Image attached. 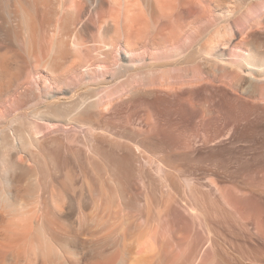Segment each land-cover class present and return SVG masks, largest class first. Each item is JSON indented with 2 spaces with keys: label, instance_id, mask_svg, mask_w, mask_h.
Returning <instances> with one entry per match:
<instances>
[{
  "label": "bare ground",
  "instance_id": "obj_1",
  "mask_svg": "<svg viewBox=\"0 0 264 264\" xmlns=\"http://www.w3.org/2000/svg\"><path fill=\"white\" fill-rule=\"evenodd\" d=\"M220 76L264 98V0H0V264H225L156 97Z\"/></svg>",
  "mask_w": 264,
  "mask_h": 264
},
{
  "label": "rangeland",
  "instance_id": "obj_2",
  "mask_svg": "<svg viewBox=\"0 0 264 264\" xmlns=\"http://www.w3.org/2000/svg\"><path fill=\"white\" fill-rule=\"evenodd\" d=\"M190 79V83L184 82L188 86H182V90L176 92L183 98V103L180 101L183 105L179 101L176 103V96L167 92L160 91L156 95L164 100L158 107L161 114L157 118L164 130L163 138L169 140L174 136L190 144L187 143L191 152L203 162L200 161L201 167L196 168L198 184L202 175L210 173L207 175L213 184L212 204L214 208L221 207L226 211L227 223L223 228L218 225L217 215H213V226L225 236L224 254L221 250L225 264H264V213L257 219L249 208H238L229 196L248 199L255 195L264 202V190L258 186L264 175L255 170V156L264 151L261 136L264 98L250 97L244 83L235 85L229 77ZM178 104L191 110L192 118L183 115ZM203 167L208 170L203 172Z\"/></svg>",
  "mask_w": 264,
  "mask_h": 264
}]
</instances>
